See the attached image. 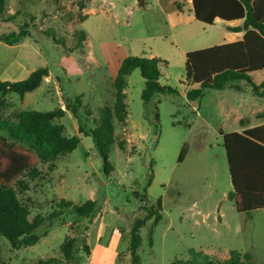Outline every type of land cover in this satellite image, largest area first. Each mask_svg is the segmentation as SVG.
Here are the masks:
<instances>
[{
  "label": "rangeland",
  "instance_id": "1",
  "mask_svg": "<svg viewBox=\"0 0 264 264\" xmlns=\"http://www.w3.org/2000/svg\"><path fill=\"white\" fill-rule=\"evenodd\" d=\"M174 1L6 0L0 36L26 25L29 37L11 46L0 42V81L8 79L7 70L14 67L28 72L46 66L52 77L23 98L0 96L1 122L11 124L20 111L47 112L81 97L83 128L93 129V115L112 100L113 72L127 56L152 54L166 60L158 83L179 95H158L146 108L140 98L144 80L139 70L127 77V125L114 122L115 134L126 143L124 150L113 146L109 162L114 171L108 177L101 171L92 139L78 134L71 114L56 121L66 138L82 141L55 167L38 163L40 174L27 183L23 194L29 219L49 216L61 199L78 205L97 200L100 213L88 230L70 218L50 228L45 225L41 232L46 230L47 235L20 250H13L0 236V264H35L49 258L62 264L60 247L68 239H77L75 255L82 264H130V227L135 219L147 216L158 198L163 218L153 230L151 246L152 219L140 229V264H223L232 252L250 254L254 264H264V209L238 213L227 199L232 187L219 134L238 129L237 115L249 119L246 128L258 123L253 114L264 110V97L240 82L239 92L206 90L201 101L187 107L184 52L227 43L228 33L221 22L207 26L195 21L189 6L178 11ZM76 31L88 36L84 49H75ZM251 79L256 85L264 81V71L252 73ZM227 94L230 98H223ZM86 109L92 111L91 117H85ZM182 148L183 160L177 162ZM84 243L89 256L83 252Z\"/></svg>",
  "mask_w": 264,
  "mask_h": 264
},
{
  "label": "trees",
  "instance_id": "2",
  "mask_svg": "<svg viewBox=\"0 0 264 264\" xmlns=\"http://www.w3.org/2000/svg\"><path fill=\"white\" fill-rule=\"evenodd\" d=\"M6 0H0V18L3 19ZM194 20L212 26L216 20L222 22L242 21L237 27H227L231 32H243L241 40L224 43L200 50L185 53V83L194 86L185 94L188 102L202 99L206 90L232 89L239 92L238 83L245 82L258 97H264V81L254 84L250 74L264 70V0H191ZM75 49H83L85 32L76 31ZM29 37L27 26H21L17 32L1 35L0 42L11 46ZM54 40L63 46L62 40ZM167 61L159 57L127 56L118 67L112 80L113 103L97 109V115L86 109L85 117L95 116L92 120L95 127L85 130L79 114L81 97L67 100L61 107L47 112L20 111L14 117L15 122L8 124L0 121V236L13 250H20L37 244L47 231L41 232L47 225L65 222L70 218L77 226L83 224L88 230L92 220L99 215L101 206L97 200H86L82 204H74L65 199L56 204V211L47 217L36 216L29 219V211L24 203L23 194L27 183L35 181L39 170V162L52 165L73 152L80 138L63 135V126L56 121L69 112L76 120L78 134L92 139L93 147L101 159V171L108 177L114 168L109 162V154L114 145L124 150L126 139L115 134V125L126 126L127 110L125 103V87L127 77L139 70L144 80L141 100L147 108L158 95H179L169 86H160L161 66ZM48 77V69L38 68L23 80L10 82L0 81V96L15 94L23 98L40 88L43 79ZM158 103V102H156ZM155 107V111H156ZM253 118L264 120V110L254 113ZM157 123L158 114L154 113ZM241 127L249 125L246 118L239 120ZM157 130V126H155ZM222 135L230 184L232 191L227 199L233 202L238 213H251L264 209V124L246 128L242 132H229ZM184 157L180 150L177 162ZM152 181L150 177L148 186ZM25 182V183H24ZM147 186V187H148ZM162 200L158 198L154 207L147 209V216L135 219L129 230L130 264H140L138 249L142 239L140 229L146 220L152 219L148 244L152 245L155 226L163 218ZM70 222V223H72ZM77 239H68L60 247L62 264H82L83 259L76 257ZM83 252L89 256L90 251L84 243ZM57 260L49 258L38 260L35 264H54ZM175 264V263H174ZM185 264H199L198 261ZM223 264H254L250 254L232 252Z\"/></svg>",
  "mask_w": 264,
  "mask_h": 264
},
{
  "label": "crops",
  "instance_id": "3",
  "mask_svg": "<svg viewBox=\"0 0 264 264\" xmlns=\"http://www.w3.org/2000/svg\"><path fill=\"white\" fill-rule=\"evenodd\" d=\"M173 4L175 5V8L178 10V11H180V9H181V7L182 6H189L190 8H191V11H192V7H191V0H177V1H174L173 2ZM193 14V13H192ZM194 18V17H193ZM217 22H221V23H223L224 25H225V30H226V32L228 33V35H227V43H231V42H235V41H239V40H241V38H242V36H243V32H231V31H228L227 30V27H237V26H240L241 24H242V21H233V22H228V23H226V22H222V21H219V20H216L214 23H217ZM85 35H86V39H85V42H84V44L88 41V36H87V34H86V32H85ZM26 46H30V45H28V44H26ZM84 49V48H83ZM184 53H187V52H184ZM152 57H158V56H154V55H152V54H150L149 55V57H146V58H152ZM160 58V57H159ZM162 59V58H161ZM120 62H121V60L118 62V65H117V68L115 69V71L113 72V78H112V80L114 79V77L116 76V73H117V70H118V67H119V65H120ZM45 68H46V66H45ZM34 70H31V71H28V72H26L25 71V69H22V68H19V67H14L13 69H8L7 70V72H8V79H5V80H2V81H10V82H15V80H14V77H16V76H19V77H21V76H23V75H26L25 76V78H27L28 76H29V74L31 73V72H33ZM262 71H264V70H262ZM26 72V74H24ZM255 73V72H254ZM252 74V73H251ZM251 74H250V77H251ZM52 77V74H51V72L48 70V81H49V79ZM25 78H23V79H25ZM22 79V80H23ZM112 83V82H111ZM258 85V84H257ZM185 86H186V89H185V92H184V96H185V94H186V92L188 91V90H190L191 88H193L194 86H191V85H187L186 83H185ZM126 88V87H125ZM124 93H125V90H124ZM30 94V93H29ZM26 95H28V94H26ZM204 96V95H203ZM224 97H228V98H230V95L229 94H227V95H224L223 96V98ZM111 98H112V100H111V102L108 104V106H110L112 103H113V97H112V91H111ZM125 98H126V96H125ZM203 98V97H202ZM186 99V98H185ZM199 101H201V100H199ZM153 102V101H152ZM193 102H197V101H191V102H188L187 100H186V105H187V107H189L190 106V104L191 103H193ZM126 103V102H125ZM126 110H127V106H126ZM258 112V111H257ZM67 113H69V112H67ZM66 113V114H67ZM256 113V112H255ZM65 114V115H66ZM70 114V113H69ZM64 115V116H65ZM254 115V114H253ZM246 119V116H240V115H237V117H235V119H234V122H236L237 124H238V129H235V130H233V131H235V132H242V131H244V130H246V127H241L240 125H239V120L240 119ZM127 119H128V117H127ZM248 119V118H247ZM249 120V119H248ZM256 120V119H255ZM258 121V123H256V124H254L253 126H259V125H262V124H264V120H257ZM250 122V121H249ZM126 125H127V121H126ZM76 126H77V124H75V128H76ZM253 126H251V127H253ZM223 134H225V132H223L222 130H220ZM233 131H231V132H233ZM227 133H229V132H227ZM219 134H220V132H219ZM221 135V134H220ZM222 136V135H221ZM80 138V137H79ZM84 138H86V137H84ZM126 139V138H125ZM81 141H82V138H80V142H79V144H81ZM78 144V145H79ZM90 148L88 147L87 148V150H89ZM83 154L85 155L84 156V158H86L87 157V152L86 151H84L83 152ZM84 158H83V160H84ZM62 160V159H61ZM91 254H92V250H91Z\"/></svg>",
  "mask_w": 264,
  "mask_h": 264
},
{
  "label": "built area",
  "instance_id": "4",
  "mask_svg": "<svg viewBox=\"0 0 264 264\" xmlns=\"http://www.w3.org/2000/svg\"><path fill=\"white\" fill-rule=\"evenodd\" d=\"M44 81L47 82V81H48V78H47V77L44 78ZM193 110H194V112H195L196 114H198V109L194 108Z\"/></svg>",
  "mask_w": 264,
  "mask_h": 264
}]
</instances>
